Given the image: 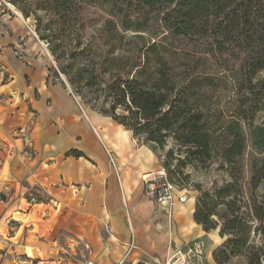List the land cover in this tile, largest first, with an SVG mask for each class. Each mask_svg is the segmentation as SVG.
Returning a JSON list of instances; mask_svg holds the SVG:
<instances>
[{
    "label": "trees",
    "instance_id": "obj_1",
    "mask_svg": "<svg viewBox=\"0 0 264 264\" xmlns=\"http://www.w3.org/2000/svg\"><path fill=\"white\" fill-rule=\"evenodd\" d=\"M93 1L6 0L24 18H33L38 38L47 43L57 64L49 68L50 74L56 79L63 74L86 105L162 151L168 139L177 142L180 156L173 149L164 156V168L177 186V171L170 162L177 160L178 167L193 162L206 165L214 157L215 122H220L221 156L230 165L248 146L246 129L251 144L264 151V120L255 123L264 111V79H256L264 69L260 54L264 49V0H105L111 18L92 28L85 8ZM149 13L157 16L167 34L147 43L140 34L130 37L129 31L144 29L143 23L148 22L142 21L151 20ZM170 38L196 42L204 47L201 59L214 60L226 73H234L229 77L234 83L231 101L235 106L228 121L223 122V112L207 103L209 90L217 89L215 84L208 74H194L174 62L167 44ZM231 64L241 69L232 70ZM250 166L252 189L264 186V158H254ZM234 187L230 183L197 199L194 219L204 230L218 225L216 209L222 204L231 211L223 233L235 234L245 225L240 207H235L241 190ZM255 215L264 222V197ZM237 239L229 241L233 253L248 241V237ZM260 258L250 257L248 264H261Z\"/></svg>",
    "mask_w": 264,
    "mask_h": 264
},
{
    "label": "crops",
    "instance_id": "obj_2",
    "mask_svg": "<svg viewBox=\"0 0 264 264\" xmlns=\"http://www.w3.org/2000/svg\"><path fill=\"white\" fill-rule=\"evenodd\" d=\"M5 24L0 31V264H87L89 259L137 264L143 258L164 264L174 241L181 245L204 233L194 219V196L174 205L180 236L167 216L170 209L159 205L156 212L145 200L142 177L164 167L162 150L86 107L66 81L50 77L42 59L31 54L18 59L14 21L9 17ZM139 229L147 237L143 247ZM82 243L89 245L88 253ZM105 243L112 248L103 250Z\"/></svg>",
    "mask_w": 264,
    "mask_h": 264
},
{
    "label": "rangeland",
    "instance_id": "obj_3",
    "mask_svg": "<svg viewBox=\"0 0 264 264\" xmlns=\"http://www.w3.org/2000/svg\"><path fill=\"white\" fill-rule=\"evenodd\" d=\"M110 6L105 0H94L91 4L86 6L85 14L92 18V28L99 27L101 22L106 18H111L110 15ZM2 15H5L3 17ZM151 20L144 19L143 28L140 32H135L133 30L128 32L130 37H133L135 34H140L143 36V43L151 41H160L165 34L162 28L161 22L158 20L157 16L154 13L148 14ZM13 19L14 25L12 26V35L16 34L18 37V43L15 44L14 52L18 59L25 60L30 57L36 59H42L46 63L47 67L55 68L57 66L53 55L48 49L47 43L38 38L35 32V22L33 18H24L22 13L17 10L13 5L6 2V0H0V31H3L4 28L7 29L5 22H8V18ZM170 46V50L173 52L172 58L174 62L180 65L183 68L190 69L194 74L197 72L198 75L204 76L208 74V78L211 79V82L215 84L217 89L209 90V99L207 103L209 108L216 109L221 113L220 116H224L223 122L228 121L230 118L235 104L231 101L234 97L235 88L234 83L229 76H234V73L228 71L227 73L220 68L214 60L204 61L201 59L204 56V47L197 44L196 42H190L182 38H170L167 42ZM29 47L30 51H26V48ZM262 57H264V49L262 52ZM232 70L241 69L237 64H231ZM50 74V72H49ZM50 77L56 81L64 80L66 81L68 88L72 91L70 84L68 83L66 77L63 74H60L59 78H55L53 72L50 74ZM256 79H264V69L259 72ZM214 86V87H215ZM77 95V94H76ZM78 99L84 104L82 99L78 96ZM86 107L88 105L84 104ZM120 114H124L123 111L119 110ZM219 115V113H218ZM215 118L212 119L215 122ZM264 120V111L259 112L255 118V123L260 124ZM220 122H215L213 125L214 134L212 136V144L214 146V157L209 160L206 165L200 163H184L185 166H177V160H172L170 162L171 169L177 171L175 176L178 181L177 190H185L189 198L192 196L195 197V202L204 192L213 194L218 189L226 186L227 184L234 183V189L241 190L239 195V202L235 207H240V216L242 217V223L245 224L241 226L237 233L229 234L223 233L222 227L224 223L228 220V214L231 212L228 211V207L224 204L219 205L216 209L217 216L215 219L218 221V225L211 230H204V233L200 236L194 237L193 240L197 238H203L207 242V253L205 256L198 260L199 264H248V258L252 257L254 259L261 257V264L264 262V222L256 218L255 212L256 208L261 204V201L264 197V186L261 185L257 189H252L251 178L253 175L250 163L254 158H264V151H258L250 142L249 131L246 129L247 134V143L248 146L244 154L240 157H236V162L230 165L227 163L224 158L221 156V147L222 140L220 139L221 132L219 128ZM246 127V126H245ZM170 149L175 151V156H180L177 152L178 145L177 142L170 138L167 141V145L162 151L165 156L166 152ZM185 157V155L183 156ZM188 162V159H185ZM165 164V159H163V166ZM177 191V193H179ZM145 198V197H144ZM146 201L150 202L152 209L159 211V205L155 201L145 198ZM187 201V200H186ZM233 209V206H231ZM175 207L167 211V216L171 220L174 217ZM169 220V222H170ZM174 221V222H173ZM172 227L175 229L177 236L180 234L181 222L175 221L172 219ZM139 233L142 238L139 242V246L143 247L146 243L147 237L143 229H139ZM151 235H155L154 231L151 232ZM158 235V234H157ZM180 236V235H179ZM238 238L242 240L245 237H248L247 243L243 248H239L238 252L233 253L230 249L229 241ZM106 239V235H105ZM182 239V238H181ZM190 240V239H185ZM192 241V240H191ZM178 242V241H177ZM173 242V249L178 247L181 242ZM112 244H103L101 247L104 249H111ZM86 253L89 251L86 249L85 245L82 243L79 245ZM241 247V245H240ZM92 250V248L90 247ZM96 255H98V250H95ZM137 264H154L153 261L149 258L140 259Z\"/></svg>",
    "mask_w": 264,
    "mask_h": 264
},
{
    "label": "built area",
    "instance_id": "obj_4",
    "mask_svg": "<svg viewBox=\"0 0 264 264\" xmlns=\"http://www.w3.org/2000/svg\"><path fill=\"white\" fill-rule=\"evenodd\" d=\"M109 157L112 164H114V157L111 154H109ZM142 181L145 197L168 209L173 208L177 201L184 203L187 200L186 189L178 191V186L169 179L167 170L164 167L146 172L142 177ZM177 191L181 194L179 195ZM0 203H2L1 195ZM85 247L89 249L88 244H85ZM133 247L134 245L131 244L129 252ZM206 253V240L197 238L173 249L166 257L164 264H199L198 260L202 259ZM87 264H94V262L89 259Z\"/></svg>",
    "mask_w": 264,
    "mask_h": 264
}]
</instances>
